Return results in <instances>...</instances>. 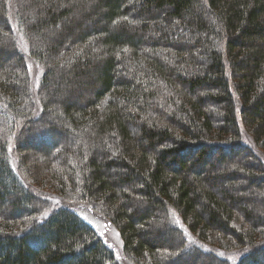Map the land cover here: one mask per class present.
Returning <instances> with one entry per match:
<instances>
[{"label":"trees","instance_id":"1","mask_svg":"<svg viewBox=\"0 0 264 264\" xmlns=\"http://www.w3.org/2000/svg\"><path fill=\"white\" fill-rule=\"evenodd\" d=\"M7 53L0 264H119L75 210L35 217L32 185L137 264H264V0H0ZM34 131L56 142L31 156Z\"/></svg>","mask_w":264,"mask_h":264},{"label":"rangeland","instance_id":"2","mask_svg":"<svg viewBox=\"0 0 264 264\" xmlns=\"http://www.w3.org/2000/svg\"><path fill=\"white\" fill-rule=\"evenodd\" d=\"M34 37V36H33ZM40 40L39 37H34L33 41H38ZM20 48H21V52L26 54L27 50L23 47V44H20ZM8 52V51H7ZM28 54V53H27ZM6 55H8L9 58H11L13 55L10 53L5 54V56L3 55L2 57H0V60H2L3 62H6ZM13 58V57H12ZM29 60V59H28ZM29 62V61H28ZM28 70L30 73V76L32 78L31 82V86H32V93L35 94V91L37 90V88H35L36 86V82L38 81V77L41 73V70H39L38 66L29 63L28 65ZM37 87V86H36ZM55 122V121H54ZM43 133L41 132H36L34 131V133L31 135H24L22 137V139L20 140V142H18L19 145H21L20 147H22L24 149V153H28L31 156H35L33 155L36 151L34 150H38V151H46V149L48 147L51 146L52 143L56 142V139H50V135L48 136L46 135H42ZM62 139V137H61ZM30 148V150H28ZM14 154H12V158L15 159ZM29 175V174H28ZM26 175L27 179L26 182L30 181V183H32L31 180H29V176ZM40 187V185H38ZM32 192L33 194L36 196V212H35V217L37 216L39 219H46L50 214H52L53 212H55L57 209L59 208H71L73 210H75L80 216L81 218L85 219L86 222L92 224L95 229L97 230L99 236L111 247V249L114 251L116 260L119 264H137L134 261L128 259L123 251V247H122V242L119 238V231L116 228V226L112 225L107 219L102 217V214L95 208H92L90 206H88L85 203H73L70 202L68 200H65L63 198H61L60 196L51 193V192H46V190H42L41 188V192H38L37 187H35V185H32ZM40 202V204H39ZM3 213H8L10 212L8 209H2L0 210ZM27 213H21V215L17 216L16 218H27ZM27 219H23L21 222H25ZM19 225H21L20 223H18ZM185 250V249H184ZM186 251V250H185ZM205 258H203L201 255L194 257L192 259V261H194V263L192 264H201L202 262H204ZM202 261V262H200ZM172 264H176V263H172ZM185 264H191L190 263H185Z\"/></svg>","mask_w":264,"mask_h":264}]
</instances>
